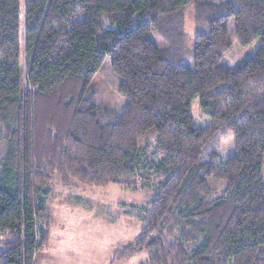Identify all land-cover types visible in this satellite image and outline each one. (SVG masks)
Wrapping results in <instances>:
<instances>
[{"label": "trees", "instance_id": "1", "mask_svg": "<svg viewBox=\"0 0 264 264\" xmlns=\"http://www.w3.org/2000/svg\"><path fill=\"white\" fill-rule=\"evenodd\" d=\"M191 1L0 0V264H33L46 247L54 181L151 190L114 262L144 251L141 264H264V0L198 2L188 68ZM230 20L241 46L261 44L233 68L220 65ZM106 57L120 115L94 103ZM219 131L235 136L226 160ZM197 241L190 254L180 243Z\"/></svg>", "mask_w": 264, "mask_h": 264}, {"label": "rangeland", "instance_id": "2", "mask_svg": "<svg viewBox=\"0 0 264 264\" xmlns=\"http://www.w3.org/2000/svg\"><path fill=\"white\" fill-rule=\"evenodd\" d=\"M200 1L222 3L231 0H192L182 10L184 16V33L186 56L183 64L193 68L192 49L195 30V5ZM231 42L230 49L224 53L221 66L233 68L251 58L260 48V40H254L243 47L234 34V23H228ZM149 39L158 44L160 39L152 33ZM22 83L25 82V60L22 51L20 59ZM120 78L111 68V57H106L101 69L91 81V89L95 92L94 103L120 115L127 99L119 93ZM191 114L195 127H204L210 123L200 109L199 100L191 105ZM221 160H226L234 149L235 136L232 132L219 131ZM6 145L0 143V166ZM264 181V154L262 162ZM219 188L217 189V191ZM152 195L151 190H129L118 185L106 188H87L81 185L64 187L58 181L51 184V195L46 201L50 214L48 227V243L35 255L33 264H141L146 252H138L120 261H113L115 254L124 247L135 242L140 235L141 223L135 217L136 211L147 203ZM212 199V198H211ZM6 236H0V241ZM184 242L186 252L190 254L199 245Z\"/></svg>", "mask_w": 264, "mask_h": 264}]
</instances>
